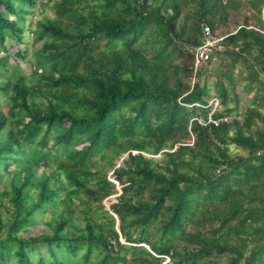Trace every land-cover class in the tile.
<instances>
[{"label":"trees","instance_id":"trees-1","mask_svg":"<svg viewBox=\"0 0 264 264\" xmlns=\"http://www.w3.org/2000/svg\"><path fill=\"white\" fill-rule=\"evenodd\" d=\"M37 3L0 0V264H264V0H47L30 30ZM244 76L258 102L227 121Z\"/></svg>","mask_w":264,"mask_h":264},{"label":"rangeland","instance_id":"rangeland-1","mask_svg":"<svg viewBox=\"0 0 264 264\" xmlns=\"http://www.w3.org/2000/svg\"><path fill=\"white\" fill-rule=\"evenodd\" d=\"M47 0H38L37 5L35 6V8H33V14L32 15H28L26 17V24L28 25L27 27L30 30H34L35 29V25L38 22H44L47 18L53 16L52 14V9H51V5L52 4H48L46 3ZM221 33V34H220ZM219 35H224V32H218ZM43 42H39L37 44H34L33 41V36L29 35L26 37V43L22 46L19 47V49H28L29 51V57L27 61L18 59L19 65L21 66L22 71L26 72V74H31L32 71L35 69L34 67H36L37 69V59L35 57V51L37 49H39L42 46ZM18 51V48H14L11 51L12 55H16ZM14 60L10 59L9 63L13 64ZM210 61L212 63H210ZM206 64V68L208 69H212L211 72L208 73V87L210 88V97L207 99L208 101V108L211 107V114L216 111V110H222V105L219 102V98L217 96V91H216V82H217V72L219 71V69L221 68V63H220V58L217 57L216 55L214 56V59H210L209 61L205 62ZM236 73V77L242 76L244 74V72H242V68H237L235 70ZM200 80L198 79V77L195 74V71L193 73L192 76V80H191V86L193 87L196 83H198ZM256 91L254 89H251L249 87V82L248 80L244 77H242V79L240 78L239 81L237 82L236 86L233 87V91L231 94V103H230V107L233 108L235 110V112L231 113L230 115H228L225 120L227 121H232V120H242L243 119V114L245 113L246 109L248 107L253 106V104L256 103V100L258 102V97L256 96ZM198 107H202L200 105H197ZM210 114V115H211ZM201 121H203V119L200 118ZM230 152L233 155L236 154H246L247 151H244L243 149L237 147L236 145H231L230 146ZM113 156V153L110 152L108 158H106V160L102 161L99 164V168H103L104 171H106V167L109 163V161H111ZM117 166L119 165V161L116 162ZM45 171L44 166H41L39 169V173L42 174ZM50 170H48L47 173H49ZM113 171L112 170H108L107 169V176L110 180H114L113 179ZM6 177V176H5ZM7 185V181L2 182V184L0 185V191ZM119 193L118 194H114L112 196H110L108 199H106L103 202V205L105 206L106 210H110V207L112 204L116 203L119 199V196L121 195V188H118ZM52 215L48 214L44 221H49L51 219ZM39 221H43V218L41 219V217H38ZM38 223V225L32 230L34 233H39L41 230H43L45 228V226L42 223ZM84 223H77V225L82 226ZM122 242L124 243V240L122 239ZM95 260H98L97 258ZM166 264V263H164Z\"/></svg>","mask_w":264,"mask_h":264},{"label":"built area","instance_id":"built-area-1","mask_svg":"<svg viewBox=\"0 0 264 264\" xmlns=\"http://www.w3.org/2000/svg\"><path fill=\"white\" fill-rule=\"evenodd\" d=\"M223 38L216 37L212 34L209 27H204L203 29V44L195 49L194 51V69L195 72L199 69L205 62L210 59H214L216 52L222 51ZM216 123V122H215Z\"/></svg>","mask_w":264,"mask_h":264}]
</instances>
